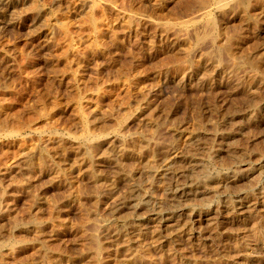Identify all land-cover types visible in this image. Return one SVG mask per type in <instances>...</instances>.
<instances>
[{
  "label": "rangeland",
  "instance_id": "1",
  "mask_svg": "<svg viewBox=\"0 0 264 264\" xmlns=\"http://www.w3.org/2000/svg\"><path fill=\"white\" fill-rule=\"evenodd\" d=\"M263 1L0 0V264H264Z\"/></svg>",
  "mask_w": 264,
  "mask_h": 264
},
{
  "label": "bare ground",
  "instance_id": "2",
  "mask_svg": "<svg viewBox=\"0 0 264 264\" xmlns=\"http://www.w3.org/2000/svg\"><path fill=\"white\" fill-rule=\"evenodd\" d=\"M218 1V0H217ZM224 1V0H223ZM228 1V0H227ZM230 1V0H229ZM254 1V0H253ZM257 1V0H256ZM261 1V0H260ZM6 2V1H5ZM8 2H9V0H8ZM220 2H221V0H220ZM239 2V1H238ZM264 2V1H263ZM17 3V2H16ZM223 3V2H222ZM241 5H242V7L243 6H245L246 5V2L245 1H241V2H239ZM250 3V2H249ZM255 3V2H254ZM1 4V3H0ZM248 4V3H247ZM251 4H253V3H251ZM226 5H228V4H226ZM233 5V4H232ZM256 5V4H255ZM237 6V5H236ZM247 6V5H246ZM245 6V7H246ZM258 6V5H257ZM263 6H264V4H263ZM15 7V6H14ZM245 7H243V8H245ZM253 7V6H252ZM234 8H235V6H234ZM239 8V7H238ZM248 8V7H247ZM4 9V8H3ZM2 9V10H3ZM64 12H65V10H64ZM262 13V12H261ZM67 14V13H66ZM62 15H63V13H62ZM64 16H66V15H64ZM207 18V17H206ZM208 23H210V24H213L214 22H213V18L211 17V16H209L208 17ZM206 21V22H207ZM213 22V23H212ZM205 23V22H204ZM207 24V23H206ZM211 27H212V25H210ZM209 28V27H208ZM207 28V29H208ZM212 33V32H211ZM211 35V34H210ZM211 37V36H210ZM203 39L201 38L199 41H202ZM210 40V39H209ZM215 48H217V47H215ZM218 50V49H217ZM216 51V50H215ZM219 51V50H218ZM260 51V50H259ZM225 52V51H224ZM261 52H262V50H261ZM216 54V53H215ZM210 55V54H209ZM217 55V54H216ZM263 61V60H262ZM86 127V126H85ZM89 127V126H88ZM89 131V130H88ZM89 134V133H88ZM90 134H92L91 132H90ZM86 136V135H85ZM92 137V136H91ZM91 137H87V141L88 142H90L89 140H93ZM95 137V136H94ZM93 137V138H94ZM198 137V136H197ZM200 138V137H199ZM97 140V139H96ZM86 141V142H87ZM95 141V140H94ZM201 141V140H200ZM95 143V142H94ZM121 143H123V142H121ZM204 143V142H203ZM84 144V143H83ZM92 144V143H91ZM90 144V145H91ZM199 144V143H198ZM88 145V144H87ZM125 146V145H124ZM201 146V145H200ZM206 147H207V145H205ZM204 146V147H205ZM87 147V146H86ZM93 147V146H92ZM123 147V146H122ZM196 147V146H195ZM201 148V147H200ZM91 149V148H90ZM123 149H125V148H123ZM112 150H113V147H112ZM115 150V149H114ZM119 150H121L120 148H119ZM118 150V151H119ZM84 151V150H83ZM82 151V152H83ZM90 151V150H89ZM110 151V155H111V150H109ZM119 152H121V151H119ZM198 152V151H197ZM86 153H88L87 151H86ZM90 153V152H89ZM201 154V153H200ZM93 155V154H92ZM123 155H124V153H123ZM196 155V154H195ZM107 156V155H106ZM108 156H109V154H108ZM112 156V155H111ZM110 156V157H111ZM90 157V156H89ZM110 157H108V158H110ZM200 157V156H199ZM180 158H182V157H180ZM202 158V157H201ZM115 162V161H114ZM96 163V162H95ZM202 164V163H201ZM170 165V164H169ZM181 165H182V169H180V168H177V169H172V167H171V165L170 166H166L165 167V173H164V177L166 176V179H167V181H168V183L167 184H169L168 186H170V185H174L175 183H177V182H179V184L177 185L176 184V186H178V187H181V188H179L178 189V192H177V189H176V191H175V193H174V191L172 192V194L176 197V198H182V197H188V193H190L191 195H193V196H198V195H203V194H205L207 191H209L210 189H211V186H212V183H213V181L217 178L216 176H214V177H212V176H202V175H197V173H196V175H192L194 178H193V181L191 180V176L189 175V173H192L193 171H194V169H196L197 167H199V166H201L200 165V159L197 157V156H194V154L193 155H190V156H185V157H183L182 159H181ZM172 166H174V165H172ZM204 167V166H203ZM206 168V167H205ZM202 169V168H201ZM247 171V170H246ZM182 173V174H180V176L179 177H185L187 180L184 182L183 180H178V179H176V175H177V173ZM158 173H159V171H158ZM201 173V172H200ZM239 173V172H238ZM243 173V172H242ZM212 174V173H211ZM238 175V174H237ZM237 175H235L234 174V176H232V178H230V179H232V180H235L238 176ZM119 176V175H118ZM117 176V177H118ZM116 177V176H115ZM228 177H231V176H228ZM251 177V176H250ZM112 179H113V177H112ZM114 180V179H113ZM108 181H110V180H108ZM189 181H192V182H189ZM105 182V181H104ZM111 183L112 182H110L109 184H110V186H111ZM114 183V182H113ZM108 184V185H109ZM113 185V184H112ZM170 188V187H169ZM261 188H263V187H261ZM111 189H113L112 188V186H111ZM132 189V188H131ZM136 189V188H135ZM212 190V189H211ZM242 195V194H241ZM191 197V196H190ZM179 200V199H178ZM229 200V199H228ZM228 203V202H227ZM180 204V203H179ZM120 205V204H119ZM229 207H234L233 206V204L232 203H228L227 204ZM179 206V205H178ZM177 206V207H178ZM175 207V206H174ZM176 207V208H177ZM236 207V206H235ZM173 208V207H172ZM194 208V207H193ZM207 208H209V207H207L206 206V209ZM212 209V208H211ZM216 209V208H215ZM235 209V208H234ZM196 210V209H195ZM158 210H156V212H157ZM209 211V210H208ZM213 212V211H212ZM237 212V211H236ZM165 213V212H164ZM201 213V212H200ZM205 213V212H204ZM184 214V213H183ZM208 214V213H207ZM153 215L155 216V219L156 220H158L159 222L160 221H163V220H167V219H171L172 217H170V218H167V216L168 215H175V214H172V213H169L166 217H165V214H161V213H153ZM37 221V220H36ZM131 221V220H130ZM133 221V220H132ZM33 222V221H32ZM39 222V221H38ZM127 222V221H126ZM40 224V223H39ZM134 224V223H133ZM32 225V224H31ZM136 226V225H135ZM134 228V227H133ZM141 228V227H140ZM181 228V227H180ZM181 230V229H180ZM133 231V230H132ZM130 232H131V230H130ZM157 234V236H158V239H163L164 240V235H162V233H156ZM169 236V235H168ZM176 236V235H175ZM122 237V236H121ZM177 238V237H176ZM120 239V238H119ZM122 240V239H121ZM175 240V239H174ZM177 242H178V240H177ZM176 242V243H177ZM130 243V242H129ZM125 243H123V245H124ZM127 245V244H126ZM176 245H178V244H176ZM7 246V245H6Z\"/></svg>",
  "mask_w": 264,
  "mask_h": 264
}]
</instances>
